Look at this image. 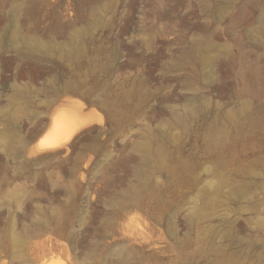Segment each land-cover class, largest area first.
<instances>
[{"label":"rangeland","instance_id":"rangeland-1","mask_svg":"<svg viewBox=\"0 0 264 264\" xmlns=\"http://www.w3.org/2000/svg\"><path fill=\"white\" fill-rule=\"evenodd\" d=\"M0 264H264V0H0Z\"/></svg>","mask_w":264,"mask_h":264},{"label":"bare ground","instance_id":"bare-ground-1","mask_svg":"<svg viewBox=\"0 0 264 264\" xmlns=\"http://www.w3.org/2000/svg\"><path fill=\"white\" fill-rule=\"evenodd\" d=\"M73 119L74 118L71 114H64L60 116L54 123L53 131L44 140H42L40 144L44 146L59 144L62 139L71 135L75 130L74 124L72 125L74 121ZM6 140L10 142L13 140V137L7 136Z\"/></svg>","mask_w":264,"mask_h":264},{"label":"water","instance_id":"water-1","mask_svg":"<svg viewBox=\"0 0 264 264\" xmlns=\"http://www.w3.org/2000/svg\"><path fill=\"white\" fill-rule=\"evenodd\" d=\"M38 139H39V137H37L36 139H34V140L30 143V145H31V144H35V143L37 142Z\"/></svg>","mask_w":264,"mask_h":264}]
</instances>
